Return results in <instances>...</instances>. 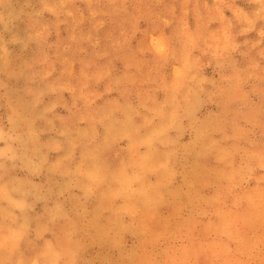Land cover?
Here are the masks:
<instances>
[{"label": "rangeland", "instance_id": "1", "mask_svg": "<svg viewBox=\"0 0 264 264\" xmlns=\"http://www.w3.org/2000/svg\"><path fill=\"white\" fill-rule=\"evenodd\" d=\"M7 3L0 83L29 116L32 144L0 173V204L17 201L12 182H25L33 226L76 208L81 219L113 228L126 258L142 264H264V35L235 11H252L249 0ZM161 31L175 48L187 41L191 55L152 84L147 48ZM181 84L187 110L182 105L179 129L169 130ZM9 115L0 104V151L9 146ZM109 124L128 132L113 134L105 185L80 166L82 148L65 157L74 131L104 133ZM132 159L142 162L141 174L125 163ZM51 244L43 232L40 250Z\"/></svg>", "mask_w": 264, "mask_h": 264}, {"label": "clouds", "instance_id": "2", "mask_svg": "<svg viewBox=\"0 0 264 264\" xmlns=\"http://www.w3.org/2000/svg\"><path fill=\"white\" fill-rule=\"evenodd\" d=\"M67 3H70V0H61V3L54 7L62 8ZM249 3L253 6V10L250 12L235 9L238 18L246 21L252 28L259 24L261 34L264 35V0H249ZM0 9L7 11V0H0ZM4 19V16H0V21ZM170 23L171 21H163L165 27ZM184 27L186 28V25ZM181 34H184L183 30ZM0 43H2V37H0ZM189 49L190 45L187 41L182 48L173 47L163 31L153 37L147 51L153 54L155 64L148 71L147 82L163 83L168 75L166 70L169 64L173 61H186L187 57L191 55ZM4 59L0 57V61ZM191 79L195 80L196 77L192 76ZM181 87H183L182 84L172 91L174 119L173 123L168 125L169 130L179 129V113L182 105L184 110H187V97H184L183 101L178 99ZM5 102L10 112L11 128L3 137L9 146L4 151H0V173L6 174L7 162L25 159L32 141L26 130L30 123L29 116L26 115L24 107L17 102L16 97L4 90V84L0 83V104ZM38 103L39 99L37 98L36 101L30 103L29 107L34 111ZM138 131L139 129L133 128L132 134L134 135ZM127 132L126 127L122 125L117 129L115 124L107 125L104 133H98L95 129L90 135L74 131L73 138L69 141V155L65 157V160L71 161L72 148H82L80 166L88 172L99 174L104 184L110 185L113 176L110 171L113 167V161L110 159L113 134L120 135ZM157 142L165 143L164 140ZM125 163L133 172L141 174V161L132 159L125 160ZM74 176L75 183H80L82 174L74 172ZM144 178L146 179V177ZM2 179L3 176L0 175V180ZM12 183L19 184L11 189L19 194V198L17 201L9 203L7 207L0 204V264H142V262L130 261L126 258L129 249L124 244L114 243L119 234L113 228H105L94 221L81 219V214L76 208L52 214L42 227L33 226L34 221L30 219L32 204L27 202L31 189L25 182L13 181ZM4 187H8V185H4ZM57 224L61 225L59 234L56 232ZM43 232L51 233L52 244L43 246L41 251L37 241ZM33 233L36 234L35 239H29ZM22 243L25 244L24 247H22ZM94 249H98V251L93 253Z\"/></svg>", "mask_w": 264, "mask_h": 264}]
</instances>
